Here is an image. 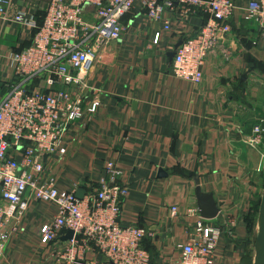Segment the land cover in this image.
Masks as SVG:
<instances>
[{
    "label": "crops",
    "instance_id": "crops-1",
    "mask_svg": "<svg viewBox=\"0 0 264 264\" xmlns=\"http://www.w3.org/2000/svg\"><path fill=\"white\" fill-rule=\"evenodd\" d=\"M5 1L0 97L18 82L12 53L27 48L34 35L13 21L15 15L24 12L41 25L47 6V0ZM252 1L235 0L233 32L208 56L199 85L175 78L172 64L177 46L197 33L204 15L169 14L173 26L165 30L163 23L150 22L137 3L124 20L122 39L100 51L87 79L86 106L98 96V111L71 128L66 155L48 164L60 190L86 193L102 176L109 178L106 164L115 163L120 182L130 189L123 223L151 234L144 248L153 264L179 263L196 223L187 213L199 209V186L220 210L216 219L206 220L221 229L215 264L255 263L264 160L245 138L264 119V37L244 19ZM55 213L49 205L34 204L25 231L0 264H57L39 236Z\"/></svg>",
    "mask_w": 264,
    "mask_h": 264
},
{
    "label": "built area",
    "instance_id": "built-area-1",
    "mask_svg": "<svg viewBox=\"0 0 264 264\" xmlns=\"http://www.w3.org/2000/svg\"><path fill=\"white\" fill-rule=\"evenodd\" d=\"M137 3L150 22L163 23L165 30L173 26L169 14L189 19L202 13L207 18L174 53L172 75L194 85L204 79L208 56L232 34L239 10L235 0H47L41 25L24 12L15 15L13 21L34 35L27 48L12 53L18 82L0 97V262L25 231L31 207L46 204L56 213L41 225L39 236L57 264H153L144 248L151 234L123 223L130 189L120 182L122 172L115 163L106 164L109 178L90 185L82 199L76 188L60 190L48 168L50 161L66 155L71 128L98 111V96L86 106L91 93L87 79L100 51L122 39L124 20ZM6 5L0 0V17L6 18ZM244 12L245 21L264 37V0L252 1ZM245 143L264 159V119ZM177 211L172 208L173 215ZM187 215L196 223L178 264H215L221 229L197 208ZM69 232L73 236L66 239Z\"/></svg>",
    "mask_w": 264,
    "mask_h": 264
},
{
    "label": "water",
    "instance_id": "water-1",
    "mask_svg": "<svg viewBox=\"0 0 264 264\" xmlns=\"http://www.w3.org/2000/svg\"><path fill=\"white\" fill-rule=\"evenodd\" d=\"M182 45L180 43L177 48ZM85 195V191H78V198L82 199ZM196 198L198 202L199 212L203 219L205 220H213L216 219L219 215V208L216 204V201L212 194L204 193L201 187H197L196 190ZM73 236V232H69L66 239H71ZM254 264H264V193L261 199L260 206V223H259V231L257 235L256 242V257Z\"/></svg>",
    "mask_w": 264,
    "mask_h": 264
},
{
    "label": "trees",
    "instance_id": "trees-1",
    "mask_svg": "<svg viewBox=\"0 0 264 264\" xmlns=\"http://www.w3.org/2000/svg\"><path fill=\"white\" fill-rule=\"evenodd\" d=\"M206 19H207V18H204V21H203V22H206Z\"/></svg>",
    "mask_w": 264,
    "mask_h": 264
},
{
    "label": "rangeland",
    "instance_id": "rangeland-1",
    "mask_svg": "<svg viewBox=\"0 0 264 264\" xmlns=\"http://www.w3.org/2000/svg\"><path fill=\"white\" fill-rule=\"evenodd\" d=\"M263 159V158H262ZM264 160V159H263Z\"/></svg>",
    "mask_w": 264,
    "mask_h": 264
}]
</instances>
